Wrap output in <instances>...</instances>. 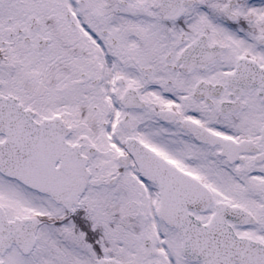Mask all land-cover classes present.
<instances>
[{"label":"snow or ice","instance_id":"snow-or-ice-1","mask_svg":"<svg viewBox=\"0 0 264 264\" xmlns=\"http://www.w3.org/2000/svg\"><path fill=\"white\" fill-rule=\"evenodd\" d=\"M0 264H264V0H0Z\"/></svg>","mask_w":264,"mask_h":264}]
</instances>
